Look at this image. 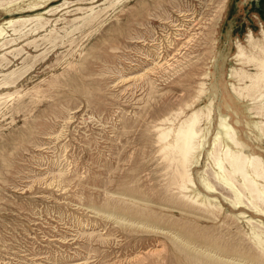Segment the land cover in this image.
Returning a JSON list of instances; mask_svg holds the SVG:
<instances>
[{
  "label": "rangeland",
  "instance_id": "obj_1",
  "mask_svg": "<svg viewBox=\"0 0 264 264\" xmlns=\"http://www.w3.org/2000/svg\"><path fill=\"white\" fill-rule=\"evenodd\" d=\"M29 1L0 0V22L42 13L40 20L6 27L0 38L9 39L0 43V82L13 80L0 87L12 92L0 99V264H211L195 252L204 250L200 243L188 249L170 235L217 238L230 244L226 256L241 259L245 253L237 250L251 247L252 223L264 244V215L242 195L234 209L222 198L233 195L214 176L218 147L209 156L203 149L192 167L198 188L200 173L223 205L212 221L179 208L168 186L172 167L156 138V126L174 127L213 98L204 147L225 112L249 153L264 158V139L244 124L246 98L230 95L226 84L231 65L255 72L231 57L237 40L249 49L248 30L261 38L264 0H54L40 10L13 9ZM252 93L264 104L263 87ZM254 119L264 124V116ZM141 211L161 228L137 224ZM240 211L239 219L231 215Z\"/></svg>",
  "mask_w": 264,
  "mask_h": 264
},
{
  "label": "bare ground",
  "instance_id": "obj_2",
  "mask_svg": "<svg viewBox=\"0 0 264 264\" xmlns=\"http://www.w3.org/2000/svg\"><path fill=\"white\" fill-rule=\"evenodd\" d=\"M52 1H54V0H32V1H29L27 3L26 7H23V6L18 4L13 9L18 13L26 12V11L40 10L42 8H45V6L50 4ZM8 2H11V1H8ZM53 9L54 8H49L47 10H44L45 12H43V13L50 12ZM90 9L93 10L92 7H90ZM171 9H172V7H171ZM8 10L11 11V9H8ZM98 14H100V13L98 12ZM89 15H91V13ZM41 17H42V13L38 12V13L31 15L29 17L6 18L5 20L0 22V38H1V35L4 32H6L5 31L6 27L13 26V24H15L17 22L24 23L26 21L28 22L29 20L39 19ZM83 19H84V17H83ZM176 19H177V17H176ZM88 20H91V19H88ZM92 20H93V18H92ZM46 21H44L43 23L45 24ZM73 22H74V19H73ZM83 22L85 23L84 20H83ZM191 22H192V20H191ZM21 23H19V24L21 25ZM86 23H87V21H86ZM88 23H89V21H88ZM20 25H18V26H20ZM33 26H34V24H33ZM35 26H37V25H35ZM77 26H79V24ZM179 26H180V24H179ZM64 27H65V25H64ZM11 28L15 32H17L15 28H13V27H11ZM17 28H19V27H17ZM43 28H44V26H43ZM79 28H81V25H80V27H78V29ZM32 29H34V28H32ZM74 29H76V26L74 27ZM54 30L55 29H53V31ZM14 31L12 33H14ZM184 31H185V29H184ZM23 32H25V31H23ZM49 32L52 33V31H49ZM55 32H56V30H55ZM68 33H66V35H69L71 32L69 34ZM152 33H153V31H152ZM181 33H182V31H181ZM58 36L59 35L57 34V37ZM39 37H41V36H39ZM48 37H50V35H48ZM260 37H261L260 39L256 38L254 36V34L252 33V31L248 30V32L246 33V38H245L247 41V46L249 48L248 50L246 49V47H244V45L240 41L237 40L235 42V50L232 53V57H231L232 59H234L235 64L243 65L245 63H251L255 68V72H249L246 69H244L243 66L236 67L234 65H231L228 69V72H227V78L230 80L229 81L227 80L226 84L228 83V86H229L228 92L230 95H231V93H233V95L239 99H245L246 98L245 101H247V103L244 106V109L247 110L248 116L245 118L244 124L246 125L247 128H249V126H250V128H249L250 130H251V128H253L257 131V134H255L257 137V138H255L256 140L263 141V139H264V124L262 123L261 120L254 119V117L257 118L260 116H264V104H263L262 99L258 100V103H256V98L258 95L255 96L252 93L254 91L256 92V91L260 90L261 87L264 88V28L262 26L260 27ZM36 38H38V37H36ZM53 38L57 39L56 37H53ZM10 39H11V37H10ZM55 39H54V41H55ZM174 39H175V36H174ZM43 40H44V38H43ZM57 40L55 42H57ZM8 41H9V39L3 41L2 43L0 42L1 46L6 44V42H8ZM72 41H71V43H73ZM180 41H182V40H180ZM32 44H33V41H32ZM39 44H40V42H39ZM50 44H52V43L50 42ZM34 46H38V45L35 44ZM17 47H19V46H17ZM19 49H18V51H19ZM10 50L12 51L13 49H10ZM15 52H16V50H15ZM43 53L44 52H42V54ZM0 55L3 56L2 54H0ZM12 56H13V54H12ZM28 56H26V58ZM157 57H158V55H157ZM163 58H161V59H163ZM36 59L37 58L34 59V63H35V61H37ZM40 59H43V58L40 57ZM6 62H9V60H7ZM34 63H32V64L34 65ZM27 67H26V69L28 70L29 67L28 68ZM121 71H124V70L121 69ZM16 72H14V73H16ZM22 72H25V71H22ZM22 72H21V75H22ZM9 73H11V72H9ZM19 73H20V71H19ZM8 74H7V76H8ZM208 75H209L208 72L204 73V76H208ZM15 78H17V77H15ZM7 79H8V77H7ZM7 79L5 78L0 82V87L8 86L10 83L13 82V80H12L13 78L11 79V77H9V79H11L12 81H9ZM122 81H123V79H122ZM247 81H248V83H247ZM236 83L238 85H236ZM240 83H242L243 86L239 85ZM145 84H146V82H145ZM141 85H142V83H141ZM204 85H205L204 82L200 83L199 93H205V91H207ZM125 90H126V88H125ZM261 94H263V93H261ZM11 95H12V92H8V91L2 92V93H0V99L3 97H9ZM248 99H251V101H248ZM212 105H213V98H210L208 103L204 104L203 106L198 107V108H195V107L192 108L190 113L186 114L184 116V118L181 121H179L178 125H176L174 127H173V125H170L167 127L160 126V125L156 126V130H157V137L156 138L159 142V151L163 156V158L162 157L161 158L163 160L165 159L168 163L167 165L172 167V171H171L172 176L169 177L168 186L173 191L172 194L175 195L177 198H179V202H178L180 205L179 208L183 209L187 213H192L193 215H197L198 218H203L205 220H212V221L217 220V217L222 213L221 210L223 209V205H222L221 201L217 199V197L212 195V194H215V192H214L215 191V187H214L215 185H212V183L205 176H203L199 173V179H200V183L202 186V190H200L198 188V186L196 185L195 177L192 173V167L198 165L199 156H200L201 151L203 149L207 152V154L209 156L212 154L213 150L216 147H218L219 151L217 150V148L215 150H217L219 152V154H217V156L214 155L215 156L214 158L211 157V158H213V163H214L215 168H216V170L214 171V176L216 178L218 185L221 188H223V190L225 189L226 191L230 192L233 195V197H228L226 195H222L223 200L226 203H229L231 208L234 209L236 206V199L239 198L240 195H242V196L247 198L248 203H250L254 206L255 212H260L261 214L264 215V158L259 153L255 154L257 152H255L254 149H253V151L255 153L252 151H251V153H249V150L247 149V147H249V144L247 143V141H244L240 138L235 127L228 121V118H227V115L225 112H223V113L221 112L219 114V116H217L216 129H215L214 135L212 137L211 146L209 147V149H206L204 147L206 144L208 147V143H207L208 141L206 139V136L209 133V126L211 124L212 115H213ZM179 113L180 112H176L175 114L179 115ZM161 119L163 121L169 120L168 117H164V119L163 118H161ZM203 119L206 120L205 123L207 125L201 126V121ZM240 120H241L240 118H237L235 120L236 124L240 123L241 122ZM252 122H253V125H252L253 127H251V125H250ZM42 158H43V156H42ZM49 158H50V156H49ZM41 162H43V161H41ZM58 165H59V163H58ZM205 175H206V173H205ZM210 175H212V174L210 173ZM208 177H209V175H208ZM212 180H213V178H212ZM213 182H214V180H213ZM59 184H60V182H59ZM218 185H216V186H218ZM183 206L184 207L187 206V207L184 208ZM241 213H242V211H240L239 213L231 214V215L234 218L239 219ZM109 215H113V216L117 217L118 219L120 218V216L118 214H115L112 211H110ZM139 215L141 216L139 218L141 220L137 224H140L141 226H144V227L149 226V228H151V229L161 228L159 225L152 224L154 221V219L152 218L153 217L152 214L141 211L139 213ZM256 225L257 224H255V226H254L253 223L250 224L251 233H252L251 247L247 248L246 246H243L245 251H243V249H242L243 247L240 248L239 250H237L238 251L237 254H239L241 256H243L242 254L245 253L241 259L240 258H233L234 256L231 257L232 255L230 256L231 258L229 257V255L226 256V254L231 251V246H229L230 244H227V242L219 243L217 238L210 239L209 237H202L201 236L200 238L195 239L194 235L192 233H182V232L181 233L180 232H177V233L173 232L174 235L171 234L172 236L168 232H165V234H167V235L169 234L170 239L173 242H178L179 244H181L182 246H184L188 249H189L190 243H192V242L200 243V245H202L204 250L202 251L200 249L201 252H199V250L195 251V252L203 254L204 256H207L208 258H210L211 264H264V244L256 238L255 234H253V230L261 232V230L258 229L259 227L257 228ZM192 246L193 245H190V247H192ZM192 248L196 249V247H192ZM233 250H236V249L234 248ZM147 252L154 253V252H156V250L155 251L149 250ZM231 253H229V254H231ZM235 255H236V252H235ZM137 257H138V255H137ZM129 260H130V258H129ZM227 261H229V262L231 261V263H228ZM78 263H80V262H78ZM204 263L207 264L206 262H204Z\"/></svg>",
  "mask_w": 264,
  "mask_h": 264
}]
</instances>
